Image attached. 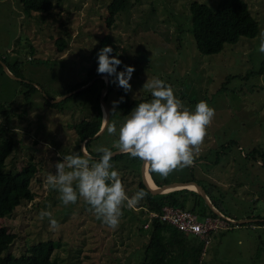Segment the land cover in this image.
Wrapping results in <instances>:
<instances>
[{"label":"rangeland","instance_id":"374dc122","mask_svg":"<svg viewBox=\"0 0 264 264\" xmlns=\"http://www.w3.org/2000/svg\"><path fill=\"white\" fill-rule=\"evenodd\" d=\"M51 1L49 13L26 16L18 0H0V57L15 59L16 76L37 88L24 105L18 91L22 85L0 67V100L11 104L10 121L3 122L0 114V124L17 139L5 158V168L17 170L28 159L37 167L29 185L33 198L0 217V225L15 234L8 250L18 254L29 243L51 238L50 264H137L143 257L147 229L140 227L142 214L137 206H122L119 227L111 229L83 198L65 206L60 193L46 184L57 161L79 146L84 149L71 123L91 116L95 105L86 96L56 107L45 100L85 76L91 50L110 46L121 65L135 68L128 92L132 98L151 94L144 84L158 78L173 88L190 111L200 101L215 110L192 166L167 177L152 172L167 182L192 178L203 186L205 178L220 174L217 183L210 182L211 190L218 188L212 194L220 198L215 200L220 209L236 220L248 217L213 231L200 264H264V67L252 73L264 58L259 51L264 39V0H244L259 24L255 36H240L207 54L198 51L189 31L191 0H129L109 25L103 19L109 0ZM198 1L210 7L217 2ZM58 37L66 40L62 49L55 43ZM113 101L109 96V111ZM130 113L122 115L117 107L115 113L110 111L118 134ZM251 148L254 155H263L252 158ZM113 169L131 197L135 173L115 164ZM42 210L58 220V229L52 230L47 218L40 219Z\"/></svg>","mask_w":264,"mask_h":264},{"label":"trees","instance_id":"16d2710c","mask_svg":"<svg viewBox=\"0 0 264 264\" xmlns=\"http://www.w3.org/2000/svg\"><path fill=\"white\" fill-rule=\"evenodd\" d=\"M18 1L26 16H30L32 12L47 14L52 7L51 0ZM128 2L129 0H109L105 4L106 15L103 19L106 25L112 22L115 14H118L126 8ZM188 9L190 13L189 31L192 34L196 48L201 53L218 52L223 48L224 43H234L240 36L253 37L259 31L257 19L251 14L244 0H217L214 7H210L205 2L191 0L188 4ZM55 43L58 49H62L66 45V40L58 37L55 39ZM97 53L98 52L93 50L90 51L88 55L89 62L85 67V76L71 85H66L59 94L79 87L89 80H91L90 83L58 101L50 102L47 98L45 100L50 106L56 107L77 96H86V98L88 97L90 99L91 97L93 99L95 105L94 113L91 116L81 117L77 121L71 123L77 136L78 145L83 139L88 137L84 141L83 147L88 154L92 155V161H98L102 156L99 149H115L119 135L118 133L112 135L108 134L105 124L100 134L92 137L101 123V109L98 101L100 89L103 86L106 87L103 95L106 105L111 95L114 101H119L120 98L123 97V101L116 106L122 115L130 113L134 110L136 105L142 102H149L152 98L150 93H144V95L140 97L132 98L128 92L125 93L117 84L109 82L113 77L107 76V82L105 83L102 77L103 74H98L96 71L98 67ZM0 59L14 75H17V71L14 68L16 63L15 59H10L8 61L3 57H0ZM263 67L264 58L260 60L258 70L253 72L251 70V72H262ZM117 71H123V65L118 66ZM235 75L238 74H233L231 76ZM248 75L247 72L244 74V77ZM15 81L22 85V88L18 89V91L22 92L23 104H28L31 94L34 90H37V88L30 82L21 79H15ZM52 97L53 96H49L48 98ZM9 111H11V104L0 100V114L3 115V122L7 124L10 121ZM110 116L111 114L109 111L108 124L114 123ZM6 129L7 126L0 124V217L12 212L19 203L30 201L33 198L34 192L29 185L37 171L36 164L30 159L17 170L5 168V158L17 142V139L12 133L5 132ZM94 141H98L99 145L94 146ZM105 143V146L100 147V145ZM254 149L255 148H251L249 151L251 152L250 156L252 158L255 159L257 155H263L262 153L254 155ZM74 154L84 155L80 146ZM140 162L141 160L139 158H132L130 155L121 152L114 154L110 161L112 165H120L135 173L137 180L134 194L140 190L148 193L147 197L137 206L141 214H145L146 210L159 211L161 205L171 204L197 211L200 216L205 214L215 215V213L203 202L201 196L193 189L178 188L162 193L149 192L140 179ZM147 171L156 185L166 182L154 176L148 168ZM212 185L214 184L209 182L206 186L202 185V187L213 204L223 212L215 201L220 198H215L211 193ZM144 220L145 217H142L140 227H142ZM144 229H147V237L142 251L143 257L137 264H197L199 262L202 243L196 236L185 234L172 225L158 220H153L150 225ZM14 237L15 234L13 232L7 231L3 225H0V264L51 263L50 255L54 248V241L51 238L39 239L29 243L25 245L18 254H14L8 250Z\"/></svg>","mask_w":264,"mask_h":264},{"label":"clouds","instance_id":"9594fccd","mask_svg":"<svg viewBox=\"0 0 264 264\" xmlns=\"http://www.w3.org/2000/svg\"><path fill=\"white\" fill-rule=\"evenodd\" d=\"M259 51L264 53V39ZM112 47L104 46L97 53L98 74L113 77L115 83L125 93L131 91L130 80L135 68L124 65L123 71H117L122 61L111 55ZM150 90L152 99L136 105L129 117L119 128L116 148L132 158H139L150 172L167 177L174 170L190 167L201 150L207 127L211 124L215 110L206 101L195 105L190 111L174 95L173 88L163 80L154 78L144 84ZM123 101H113L111 113ZM107 116H105L106 118ZM108 134H116L115 123L106 122ZM84 151V155H66L54 165L55 173L47 176L46 184L60 193L63 205L77 203L79 198L94 211L97 219L102 220L111 229L119 227L123 215L122 206L133 209L147 197L148 193L140 190L131 197L119 178V173L110 163L114 153L108 148H101L102 156L98 161ZM40 219L49 221L52 230L60 227L50 211L42 210Z\"/></svg>","mask_w":264,"mask_h":264},{"label":"built area","instance_id":"2783aa9c","mask_svg":"<svg viewBox=\"0 0 264 264\" xmlns=\"http://www.w3.org/2000/svg\"><path fill=\"white\" fill-rule=\"evenodd\" d=\"M153 220L166 222L177 230L188 235H194L200 239L202 248L197 264H200L202 254L209 243L210 234L219 228H226L232 224L230 218L227 216L205 214L199 217L191 209L171 204L161 205L159 211L146 210L142 227H148Z\"/></svg>","mask_w":264,"mask_h":264},{"label":"water","instance_id":"95a60500","mask_svg":"<svg viewBox=\"0 0 264 264\" xmlns=\"http://www.w3.org/2000/svg\"><path fill=\"white\" fill-rule=\"evenodd\" d=\"M0 65L2 67V69L4 70V72L14 78V79H19L16 75H14L8 68L7 66L5 65V63L0 59ZM105 83L107 82V74H105ZM91 80H89L87 83L79 86V87H76L74 89H71L67 92H64L54 98H48V100L50 102H55V101H58L59 99L67 96L68 94L80 89L81 87L87 85L88 83H90ZM105 86H103L101 89H100V93H99V96H98V101H99V106H100V109H101V123H100V126L98 128V130L92 135V137L96 136L97 134H100V132L103 130L107 120H108V115H109V111H108V107L103 99V95L105 93ZM105 116H107L105 118ZM88 138V137H87ZM83 139L80 144L81 146L83 147V144H84V141L87 139ZM84 148V147H83ZM114 154L116 153H119L120 150L118 148H115L113 150H111ZM84 153V151H82ZM90 155V154H89ZM92 156V155H90ZM144 167L146 168L147 170V166L145 165V163L143 161L140 162V166H139V173H140V179H141V182L144 184V186L148 189L149 192L151 193H162V192H166V191H169V190H172V189H178V188H188L187 185L188 184H192L194 186V189L202 198L203 202L207 205V207L212 211L214 212L216 215H219V216H222V217H225L226 215H224L214 204L213 202L210 200V198L208 197L207 193L205 192L204 188L202 187V185H200L199 183H197L196 181H194L193 179H188V180H185V181H170V182H164V183H161L159 185H156L151 187L147 184V182L145 181V178H144ZM188 189H191V188H188ZM247 219H234V218H230V221L232 223H241L243 221H246Z\"/></svg>","mask_w":264,"mask_h":264},{"label":"crops","instance_id":"0c3cea01","mask_svg":"<svg viewBox=\"0 0 264 264\" xmlns=\"http://www.w3.org/2000/svg\"><path fill=\"white\" fill-rule=\"evenodd\" d=\"M240 147V146H239ZM220 175V174H219ZM219 175L218 176H216V175H214V174H211V178L212 179H207V178H205V180H204V182H205V184L207 185V183H209V182H211V180H212V182H218V178H219ZM190 179H192V178H190ZM167 182V181H166ZM170 182V181H169ZM197 182V181H196ZM164 183V182H163ZM224 183V182H223ZM223 183H221V184H223ZM214 191H218V188H214L213 190H211V193H213L214 195H215V193H214ZM218 208V207H217ZM219 209V208H218ZM222 212V211H221ZM224 215H226L227 217H229V218H234V217H232V216H230V215H228V214H226L225 212H222ZM200 216V215H199ZM142 217H145V214H142ZM246 219L248 220V217H246ZM263 220H264V218H263ZM233 224H235V225H237V223H233ZM202 248V247H201ZM201 252V251H200ZM204 254V253H203ZM203 254H202V257H201V259L203 258Z\"/></svg>","mask_w":264,"mask_h":264},{"label":"bare ground","instance_id":"6f19581e","mask_svg":"<svg viewBox=\"0 0 264 264\" xmlns=\"http://www.w3.org/2000/svg\"><path fill=\"white\" fill-rule=\"evenodd\" d=\"M144 178L145 181L147 182V184L151 187L155 186V183L152 181L148 171L146 170V168L144 167ZM188 188L194 189V186L192 184H188L187 185Z\"/></svg>","mask_w":264,"mask_h":264}]
</instances>
